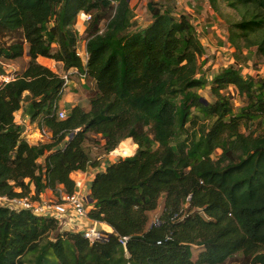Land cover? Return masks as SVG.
<instances>
[{
	"label": "trees",
	"instance_id": "obj_1",
	"mask_svg": "<svg viewBox=\"0 0 264 264\" xmlns=\"http://www.w3.org/2000/svg\"><path fill=\"white\" fill-rule=\"evenodd\" d=\"M209 1L220 16L221 2L233 11L230 45L264 61V0ZM148 9L152 21L134 30L130 0H0V194L34 187L38 198L60 185L73 193L72 173L128 138L138 145L91 184L89 217L113 228L107 240L0 207V264H264V77L246 78L233 65L201 76L205 47L190 16L154 0ZM82 11L91 19L80 34ZM26 57L2 82L4 63ZM39 57L93 84L89 109L75 105L59 118L66 81ZM205 87L213 102L202 100ZM21 109L51 132L47 141L22 137ZM193 246L202 247L195 259Z\"/></svg>",
	"mask_w": 264,
	"mask_h": 264
},
{
	"label": "rangeland",
	"instance_id": "obj_2",
	"mask_svg": "<svg viewBox=\"0 0 264 264\" xmlns=\"http://www.w3.org/2000/svg\"><path fill=\"white\" fill-rule=\"evenodd\" d=\"M151 0H130L131 8L133 12V21L134 27L132 29L138 30L146 27L151 21L152 16L151 12L148 9V2ZM157 2H164L166 5L171 6L176 10L177 14H186L190 16L192 22L195 24L198 30V36L205 47V54L200 58L201 76H205L207 79H213L221 69L226 66L233 65L235 68H238L242 75L246 78H263L264 77V61L258 59L254 53H244L237 52L228 41V29L226 26V19L232 15V10L225 6L221 2L219 7L221 8V13L223 16L218 15L214 8L212 7L209 0H154ZM233 18V17H232ZM85 39L82 38L79 42V47L84 45ZM244 56H247L248 59L245 61ZM4 65L7 69L16 72L22 70L26 65V59L21 58L17 61L6 62ZM53 65V63H52ZM59 69L58 65L53 66ZM73 76L76 81V85H72L74 91L84 92L85 96L82 97L81 106L89 105L88 99L91 95V91H88L87 86L90 84L85 80L81 75ZM84 79V80H83ZM83 81V82H82ZM76 87V88H75ZM87 90V91H86ZM199 94L206 101L213 102L214 97L211 94V88L205 87L198 90ZM226 94L232 99L235 103V106H241L243 100L239 97L238 92L234 86H230L226 89ZM84 100V101H83ZM85 108V107H84ZM69 111H67L68 113ZM257 123L252 125L251 128L255 129ZM25 128V127H24ZM36 140V139H35ZM33 141V140H32ZM126 141V140H125ZM124 141V142H125ZM124 142L122 144H124ZM120 144V145H122ZM120 145L117 147L119 148ZM125 145V144H124ZM126 145L133 147V150L138 148L134 142L126 141ZM93 148V147H92ZM116 148V149H117ZM132 149H127L130 153H125L126 157L134 153ZM97 151V150H95ZM99 152V150H98ZM220 150L214 152L213 157L216 158L220 154ZM132 153V154H131ZM107 156V155H106ZM164 210V197L161 198L158 208L151 212L150 222H155L163 213ZM202 247L193 246L194 259L197 258L198 253Z\"/></svg>",
	"mask_w": 264,
	"mask_h": 264
},
{
	"label": "built area",
	"instance_id": "obj_3",
	"mask_svg": "<svg viewBox=\"0 0 264 264\" xmlns=\"http://www.w3.org/2000/svg\"><path fill=\"white\" fill-rule=\"evenodd\" d=\"M91 19V14L87 12H80L79 20L87 22ZM77 54L81 56L84 64L87 62L88 53L86 51V43L82 47H77ZM5 67V73L1 76V81L6 83L15 78V70H9ZM79 74V70L76 72ZM80 75V74H79ZM81 77H85L81 75ZM63 78L66 81V87L70 82V74L66 73ZM68 115L64 109L58 110V116L61 119L66 118ZM23 126V122H18ZM25 125V124H24ZM51 136V132L41 127L38 122L29 121L28 125L23 129L22 137L27 141L37 140L39 142L47 141ZM120 149V152L118 151ZM125 150L122 146L114 149L107 154L103 159L106 161L117 160L121 156H125ZM83 171H75L78 175L73 178L75 181V191L67 193L61 190L54 198H45L39 195L38 198L34 197L35 193H29L21 196H9L0 194V207L20 212L27 210L36 216L51 217L59 221L62 228L70 231H79L85 238L91 242L104 241L109 237V233L99 231L97 229L98 221H94L89 217V196L91 190L87 187V176L82 173ZM90 191V192H89ZM157 222V221H156ZM128 237L120 238V242L126 246Z\"/></svg>",
	"mask_w": 264,
	"mask_h": 264
},
{
	"label": "crops",
	"instance_id": "obj_4",
	"mask_svg": "<svg viewBox=\"0 0 264 264\" xmlns=\"http://www.w3.org/2000/svg\"><path fill=\"white\" fill-rule=\"evenodd\" d=\"M87 23L84 22V21H79V25H78V31L80 34H82L86 28V25ZM26 60H27V57H26ZM38 61L48 67H50L53 71H55L56 73L60 74L62 77L68 73L70 74V82L69 84L67 85L65 91H64V94H63V97L59 103L60 105V108L61 109H64L66 111H69L72 107H74L75 105H81V102H82V97L85 96V94H83L84 92H81V91H74L73 88H72V85H76V81L74 80V77L73 76H78L76 72L77 68H71V69H68V70H65L64 68V65L63 63L61 62H57L53 59H49V58H46V57H39L38 58ZM53 63V65H52ZM55 65H58L59 66V69L56 70ZM79 77V76H78ZM80 78V77H79ZM84 80V79H83ZM83 82V81H82ZM90 86H87V89L88 91H91V89H93V84L89 83ZM76 88V87H75ZM87 91V90H86ZM84 101V100H83ZM88 102H89V105H85L84 107L86 109H89L90 107V97L88 99ZM15 120L17 122H23V127H25L26 125H28L29 121H31L30 117L25 115L24 114V109H21L19 110L16 114H15ZM36 122V121H34ZM25 124V125H24ZM132 141V138H128L126 139V141ZM46 141V140H45ZM39 141L37 140H33V141H30V143L32 144H36L38 143ZM128 154V153H127ZM106 155L102 156L99 160V164L95 167H92V166H89L88 169L86 171H83L82 173L86 174L87 178V187L89 190H91V184H92V181L95 177V174L99 171H104L106 169V167L114 162L115 160H112V161H106L105 159H103ZM44 160V157H41L40 158V161L43 162ZM75 175L77 176L78 174L77 173H72V178L75 177ZM61 190H64V187L62 185H60L58 187V189L56 191L50 189V188H46L40 195L42 197H45V198H54L57 196V194L61 191ZM34 187L32 188V193H34ZM90 192V191H89ZM91 208V204L89 205ZM64 229V228H63ZM66 229V228H65Z\"/></svg>",
	"mask_w": 264,
	"mask_h": 264
},
{
	"label": "water",
	"instance_id": "obj_5",
	"mask_svg": "<svg viewBox=\"0 0 264 264\" xmlns=\"http://www.w3.org/2000/svg\"><path fill=\"white\" fill-rule=\"evenodd\" d=\"M202 100L205 101L206 103H208V101L204 100L203 98H202ZM89 202H92V197L91 196H89ZM107 226H108V224H105V223H102V222H98L97 223V229L99 231L107 232L109 234L112 233L114 231L113 228L110 225H109L110 228H108Z\"/></svg>",
	"mask_w": 264,
	"mask_h": 264
},
{
	"label": "bare ground",
	"instance_id": "obj_6",
	"mask_svg": "<svg viewBox=\"0 0 264 264\" xmlns=\"http://www.w3.org/2000/svg\"><path fill=\"white\" fill-rule=\"evenodd\" d=\"M124 144H125V145H124ZM124 144L121 145V146H122V150H125V151H124L125 153H130V152L127 151V149H128V147H129V149H132L133 147L130 146V145H129V146L126 145V141L124 142ZM132 150H133V149H132ZM118 151L120 152V149H118ZM107 227L110 228L109 225H108Z\"/></svg>",
	"mask_w": 264,
	"mask_h": 264
},
{
	"label": "clouds",
	"instance_id": "obj_7",
	"mask_svg": "<svg viewBox=\"0 0 264 264\" xmlns=\"http://www.w3.org/2000/svg\"><path fill=\"white\" fill-rule=\"evenodd\" d=\"M132 140H133V139H132ZM123 142H124V141H123ZM123 142H122V143H123ZM133 142H134V141H133ZM122 143H121V144H122ZM134 144H136V143H134ZM135 152H136V150H135ZM90 204H91V202H89V205H90ZM89 209H90V208H89ZM157 220H158V219H157ZM155 222H156V221H155ZM155 222H154V223H155Z\"/></svg>",
	"mask_w": 264,
	"mask_h": 264
}]
</instances>
